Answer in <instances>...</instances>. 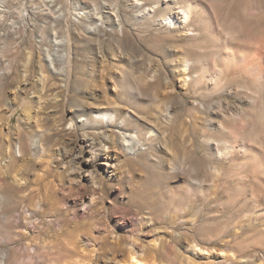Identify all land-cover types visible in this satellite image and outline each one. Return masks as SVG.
<instances>
[{
  "label": "rangeland",
  "instance_id": "374dc122",
  "mask_svg": "<svg viewBox=\"0 0 264 264\" xmlns=\"http://www.w3.org/2000/svg\"><path fill=\"white\" fill-rule=\"evenodd\" d=\"M105 104L138 137L133 153L114 125L76 122ZM225 141L230 158L246 142L238 162L264 161V0H0V216L11 202L14 264H126L130 244L146 264H218L204 257L217 222L264 234V183L262 202L226 208L221 182L241 167L219 155ZM215 166L219 194L194 236L192 212L175 207Z\"/></svg>",
  "mask_w": 264,
  "mask_h": 264
},
{
  "label": "bare ground",
  "instance_id": "6f19581e",
  "mask_svg": "<svg viewBox=\"0 0 264 264\" xmlns=\"http://www.w3.org/2000/svg\"><path fill=\"white\" fill-rule=\"evenodd\" d=\"M188 10H184L178 13L177 15L176 21H177V24L181 28H185L186 23L188 22L189 15H190ZM196 18L197 17H195V19ZM227 60H228V56L224 57L223 62L226 63ZM238 60L240 62L242 58L240 57L238 58ZM187 65L189 64H185L183 66V69H182L183 73L187 71V67H188ZM121 114L122 113L117 108V106L111 105V104H105V105H101L94 111H91L90 114H88V117L86 119L80 118L76 122L84 126L85 125L92 126L93 123L97 121H105L109 125H114L116 132L120 136V144L125 150V152L133 153L136 147L140 144V142L137 139L138 137L134 135L135 133H132L127 128H125V125H124L125 120L122 118ZM167 118L168 116L166 117L160 113H157L156 111L152 113V119L156 121H161L164 123V125L168 124L166 122ZM73 125H74L73 122H70L69 128H71ZM235 125L237 126V124L232 123L231 127H228V129L236 130L234 127ZM226 126L222 124L219 126V128L222 130H225L227 128ZM150 136L155 137L157 135L156 134L153 135V132H149L148 137L150 138ZM106 138L109 139L113 143V138L111 139L109 134L106 136ZM168 140L171 143L172 140L171 139H168ZM222 143L224 142L222 141ZM218 145L219 143L216 144V147ZM228 145L227 143L222 145V149L220 148L221 150H219V155L223 154L226 159H230L229 165L231 167H234L237 165L241 167V169L239 168L241 172H238V171L230 172L229 175H227L226 181L221 182L222 185L220 189L223 190V194L227 197L226 199L227 207L226 208L233 207L236 202H241L242 199L244 202L241 206L242 209L247 208L250 203L262 202L261 198L263 195V191H262V188L257 187V186L260 185L261 183H264V161H262L261 157H257L256 155H253V159L251 161L238 162L239 158L243 159L248 153L249 155L250 153L252 154V152L250 151L251 149L249 145H247L246 142L245 143L242 142L238 146L239 148H238V151L236 152V155L233 156L232 158H230V155H228L227 153L228 150L231 149L230 146H229L230 149L228 148ZM166 146L168 145L166 144ZM216 149H218V147ZM257 158H260V159H257ZM200 166H201L200 160L197 158V154H195L192 156L191 164L186 168L187 169L186 171H188V174L192 176L193 174H196V172H198ZM211 171L213 172V175H211V179H209L210 180L209 184L203 182V180L198 181L195 177L193 179H190L189 189L186 194V203L185 204L184 202L177 203L176 204L177 206L175 207V209L176 208L180 209L185 214L192 212L191 219L188 221V224H189V228L191 229V233L194 236L195 235L197 236L199 229L202 228L204 224L207 225L208 223L207 221L203 225H200L197 220L198 214L201 212V210L204 209L206 202L211 201L212 199H216V196L219 194L217 191L218 190L217 185H219L220 183L219 177L222 173V170L215 166L213 167ZM3 203L5 202H2L1 205H3ZM173 204L175 203L169 202L168 205H166V207L171 208ZM1 209H2L1 215L3 217V220L1 219L2 217L0 216V250H4V251L2 255H0V264H14L13 258L15 257V253H14L13 247L18 241V236L14 235L13 233L14 225L16 222L14 219V209L12 207L11 202H7V205L4 208L2 206ZM27 213L28 211L25 210L24 214H27ZM260 217L264 218V210L262 209L259 210V218ZM220 222L222 223L223 221H220ZM220 222H217L214 225V228L217 230V234L213 235L212 237H210L209 235L207 236L208 237L207 243L209 245H212L214 249L213 254L209 253L210 254L209 255L207 252H205L204 253L205 255L203 254L204 257H207V258L216 257L219 259L218 264H264V260H261L256 254H253V252H256V251L264 253V234L255 235V234H248L245 232L239 233L237 230L234 231L233 229H231L232 227H234V224L231 226V228L226 229L225 227L223 228V230H221L222 225ZM30 227H31L30 229L32 230L35 229V226L33 224H30ZM209 230H212V229H209ZM193 242L194 243L191 244V247H187L186 251H191L192 254H198L199 252H201V249L198 247V245L195 244L196 242L195 239ZM7 246L9 247V249L7 248ZM43 246L46 249V246L45 245ZM168 247L172 248L171 246H168ZM128 249L130 250V256L128 259V263L126 264H146L140 257L141 255L140 252H143L141 250L142 248L139 249V248H136L134 244H130ZM25 251L28 255H32L35 253V248L28 247L27 249H25ZM172 253L169 251L168 255L170 254L172 255ZM206 264H212V263L208 261Z\"/></svg>",
  "mask_w": 264,
  "mask_h": 264
}]
</instances>
